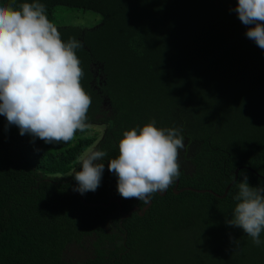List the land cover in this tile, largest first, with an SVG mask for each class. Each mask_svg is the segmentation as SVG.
<instances>
[{
	"label": "trees",
	"instance_id": "16d2710c",
	"mask_svg": "<svg viewBox=\"0 0 264 264\" xmlns=\"http://www.w3.org/2000/svg\"><path fill=\"white\" fill-rule=\"evenodd\" d=\"M40 2L53 23L58 6L100 15L91 29L54 23L62 40L82 44L92 103L88 127L67 143L33 142L0 115V264H74L64 250L92 235L87 264H264V244L226 224L240 173L264 186V49L246 37L237 0ZM153 119L199 145L190 171L181 166L143 212V201L119 195L107 164L124 131ZM94 146L108 153L102 179L81 195L70 174Z\"/></svg>",
	"mask_w": 264,
	"mask_h": 264
},
{
	"label": "clouds",
	"instance_id": "9594fccd",
	"mask_svg": "<svg viewBox=\"0 0 264 264\" xmlns=\"http://www.w3.org/2000/svg\"><path fill=\"white\" fill-rule=\"evenodd\" d=\"M234 11L248 26L246 37L264 49V0H237ZM46 13L40 0H23L18 6L16 0L0 3V115L33 142L38 138L45 144L67 143L88 127L92 101L81 84L84 72L76 54L81 42L75 37L62 40ZM155 124L153 119L139 129L124 131L118 155L108 159V171L116 175L117 191L124 199L147 204L154 194L167 191L181 174L179 157L186 143L182 129ZM107 156L94 146L78 157L80 170L73 169L70 174L77 182L74 191L81 195L96 191ZM240 175L226 224L242 229L253 244L261 246L264 186H251L248 175ZM173 191L177 193L175 186ZM231 242L238 244L235 238Z\"/></svg>",
	"mask_w": 264,
	"mask_h": 264
},
{
	"label": "rangeland",
	"instance_id": "374dc122",
	"mask_svg": "<svg viewBox=\"0 0 264 264\" xmlns=\"http://www.w3.org/2000/svg\"><path fill=\"white\" fill-rule=\"evenodd\" d=\"M100 15L93 13L91 11L69 8L64 6H58L54 9L53 21L57 26H76L82 29H91L96 27L100 23ZM199 143H184L183 149L180 152V165L186 171H190V165L188 164V158L191 157L192 153L196 151ZM88 255V251L85 248L78 246H69L64 251L65 260L81 264L85 259L84 257Z\"/></svg>",
	"mask_w": 264,
	"mask_h": 264
},
{
	"label": "flooded vegetation",
	"instance_id": "af4514ba",
	"mask_svg": "<svg viewBox=\"0 0 264 264\" xmlns=\"http://www.w3.org/2000/svg\"><path fill=\"white\" fill-rule=\"evenodd\" d=\"M190 143H192V142H190ZM194 143V142H193ZM188 164L191 166V164H190V162L188 161ZM150 203V202H149ZM149 203H147V205L146 206H149L150 204ZM145 208V207H144ZM143 208V209H144ZM148 208V207H147ZM146 208V209H147ZM135 209H137V208H134L133 210H135ZM145 209V210H146ZM132 210V211H133ZM144 210V211H145ZM143 211V210H142ZM143 211V212H144ZM126 215H128V214H126ZM94 238H95V236L94 235H92V236H83L78 242H76V241H73L70 245H68L67 247H69V246H78V247H82V248H85L86 249V251H88V255H86L85 257H84V261L81 263V264H87L88 262H90V261H92V260H94L95 259V249L92 247V243H93V240H94ZM66 247V248H67ZM100 249H104L102 246L100 247ZM66 250V249H65ZM64 250V251H65ZM64 254V253H63ZM67 261V260H66ZM67 262H69V261H67ZM72 263V262H71ZM75 264V263H74Z\"/></svg>",
	"mask_w": 264,
	"mask_h": 264
},
{
	"label": "water",
	"instance_id": "95a60500",
	"mask_svg": "<svg viewBox=\"0 0 264 264\" xmlns=\"http://www.w3.org/2000/svg\"><path fill=\"white\" fill-rule=\"evenodd\" d=\"M237 173H238V169L235 171V179H234V180H236ZM177 185H178V183L176 182V184H175V189H176ZM229 187H230V186H228V187L226 188V190L224 191V194H223L222 197H224V196L226 195V193H227ZM182 191H184V190L182 189V190H180L179 192H182ZM165 192H166V191H164V192H162V193H158V194L161 195V196H163V195L165 194ZM149 204H150V203H149ZM147 207H148V206H145V208L143 209V211H144Z\"/></svg>",
	"mask_w": 264,
	"mask_h": 264
}]
</instances>
